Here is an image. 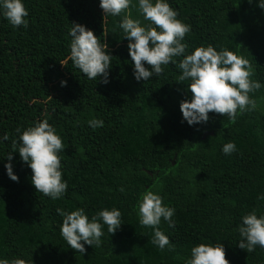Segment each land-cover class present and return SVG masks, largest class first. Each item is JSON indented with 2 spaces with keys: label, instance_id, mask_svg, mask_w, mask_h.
Masks as SVG:
<instances>
[{
  "label": "trees",
  "instance_id": "1",
  "mask_svg": "<svg viewBox=\"0 0 264 264\" xmlns=\"http://www.w3.org/2000/svg\"><path fill=\"white\" fill-rule=\"evenodd\" d=\"M22 2L29 12L27 28H14L0 15V138L9 136L0 140V260L186 264L192 247L222 243L229 264H264V248L247 252L237 246L241 218L253 211L264 215L259 199L264 195V9L258 0H165L177 19L191 26L182 41L186 55L208 45L227 48L250 61V79L261 83L249 94L257 108L235 123L209 113L206 123L192 126L180 111V102L190 99V81L178 80L182 73L175 64L146 82L133 75L119 24L130 14L147 26L136 8L103 17L100 0ZM71 22L92 30L112 55L109 83L89 80L73 66ZM45 119L64 145L58 155L68 188L55 201L37 193L32 170L18 152L11 161L18 182L5 168L16 128L22 134ZM92 119L103 126L94 130ZM229 142L236 151L226 155L222 148ZM149 190L175 209V226L163 218L159 225L174 245L171 251L154 246L153 229L139 223L138 202ZM58 208L84 209L89 220L115 208L123 224L112 236L104 225L100 247L85 244L82 255L62 238Z\"/></svg>",
  "mask_w": 264,
  "mask_h": 264
},
{
  "label": "clouds",
  "instance_id": "2",
  "mask_svg": "<svg viewBox=\"0 0 264 264\" xmlns=\"http://www.w3.org/2000/svg\"><path fill=\"white\" fill-rule=\"evenodd\" d=\"M248 3H252V0H248ZM99 6L103 17L119 16L131 6L136 8L143 20L149 22L147 26H142L140 19H133L129 14L119 24L124 38L128 40L133 75L137 81L146 82L153 76L159 77L164 71L163 66L175 64L182 73L178 80L190 81L186 87L191 93L190 99L180 102L183 120L188 125L206 123L209 113L227 116L231 123H235L240 114L257 108V101L249 94L259 90L261 83L250 79L254 74L250 61L238 57L227 48L217 51L212 45L197 47L186 55L188 45L182 41L191 26L177 19L178 12L165 0H155V3L152 0H138V5L133 4L132 0H100ZM258 6L264 9V0H258ZM0 15L14 28L28 27L26 17L29 12L22 0H0ZM71 24L70 60L73 66L89 80L109 83L112 55L92 30L76 22ZM177 57L183 59L177 63ZM66 84V81H61V86ZM88 123L94 130L103 126V121L98 119ZM15 131L19 135L11 141L12 151L7 154L9 163L5 164L9 178L18 182L11 164L12 153L18 152L21 160L32 170L31 183L37 193L54 201L60 199L68 188L67 182L62 179L58 155L64 150L62 139L46 119L28 127L22 134L19 127ZM0 140L7 141L9 136L5 134ZM222 151L226 155L236 151L235 143L224 144ZM259 199L264 200V195ZM57 213L63 217L60 227L62 238L71 249L82 255L86 252L85 244L100 247L104 225L112 236L123 224L121 212L115 208H105L92 216L91 220L84 209L65 212L58 208ZM174 213L175 209L164 206L162 197L151 190L145 192L138 202L139 223L153 229L150 242L161 251L166 247L170 251L174 248L169 237L159 228L162 218L169 227H174ZM238 232L241 239L237 246L240 249L252 252L257 246L264 248V215L258 217L255 211L244 215ZM0 264H26V261L19 258L11 261L2 259ZM186 264H229V261L222 243L214 246L200 243L192 247L191 258Z\"/></svg>",
  "mask_w": 264,
  "mask_h": 264
},
{
  "label": "water",
  "instance_id": "3",
  "mask_svg": "<svg viewBox=\"0 0 264 264\" xmlns=\"http://www.w3.org/2000/svg\"><path fill=\"white\" fill-rule=\"evenodd\" d=\"M211 133V132H210ZM206 134V132H203L202 135L204 136Z\"/></svg>",
  "mask_w": 264,
  "mask_h": 264
}]
</instances>
